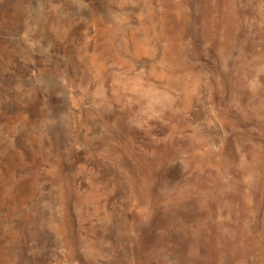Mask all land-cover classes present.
Segmentation results:
<instances>
[{
	"label": "rangeland",
	"instance_id": "374dc122",
	"mask_svg": "<svg viewBox=\"0 0 264 264\" xmlns=\"http://www.w3.org/2000/svg\"><path fill=\"white\" fill-rule=\"evenodd\" d=\"M0 206V264H264V0H0Z\"/></svg>",
	"mask_w": 264,
	"mask_h": 264
},
{
	"label": "bare ground",
	"instance_id": "6f19581e",
	"mask_svg": "<svg viewBox=\"0 0 264 264\" xmlns=\"http://www.w3.org/2000/svg\"><path fill=\"white\" fill-rule=\"evenodd\" d=\"M53 10V9H52ZM62 15V14H61ZM61 15L58 11L51 12L50 14H44L42 13L40 16H38V23H42L46 20H48L54 27H58L61 23ZM68 15V14H67ZM63 19V18H62ZM19 122V121H18ZM18 125V124H17ZM27 125V124H26ZM19 126V125H18ZM25 127V126H24ZM10 199V198H9ZM15 202V201H14ZM1 207V206H0ZM2 214V213H1ZM110 218V217H109ZM24 223V222H23ZM27 224V223H26ZM23 229V228H22ZM26 230V229H25ZM29 230V229H28ZM25 253V252H24ZM14 260V259H13ZM16 261V260H15ZM16 264V263H15Z\"/></svg>",
	"mask_w": 264,
	"mask_h": 264
}]
</instances>
